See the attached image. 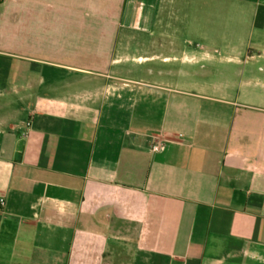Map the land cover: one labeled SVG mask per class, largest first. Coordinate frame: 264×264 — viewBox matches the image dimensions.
<instances>
[{
  "label": "crops",
  "instance_id": "crops-1",
  "mask_svg": "<svg viewBox=\"0 0 264 264\" xmlns=\"http://www.w3.org/2000/svg\"><path fill=\"white\" fill-rule=\"evenodd\" d=\"M0 264H264V0H0Z\"/></svg>",
  "mask_w": 264,
  "mask_h": 264
},
{
  "label": "rangeland",
  "instance_id": "rangeland-1",
  "mask_svg": "<svg viewBox=\"0 0 264 264\" xmlns=\"http://www.w3.org/2000/svg\"><path fill=\"white\" fill-rule=\"evenodd\" d=\"M187 1H189V0H183V2H187ZM56 14H61V10H59V9H55V15ZM72 58L73 57H71V63H75V64H78L77 62L78 61H74V60H72ZM85 58V57H84ZM122 58H125V57H122ZM87 59H88V57H87ZM88 63H90V61L88 62ZM126 65H132L131 63H126L125 61H123V62H121L117 67H118V69H119V75H121V76H125V72H124V70H125V67H126Z\"/></svg>",
  "mask_w": 264,
  "mask_h": 264
},
{
  "label": "built area",
  "instance_id": "built-area-1",
  "mask_svg": "<svg viewBox=\"0 0 264 264\" xmlns=\"http://www.w3.org/2000/svg\"><path fill=\"white\" fill-rule=\"evenodd\" d=\"M28 126H30L29 123H28ZM161 149H162V146L161 145H155L153 147V150H155V151H160ZM1 205H4V201L3 200L1 201Z\"/></svg>",
  "mask_w": 264,
  "mask_h": 264
}]
</instances>
